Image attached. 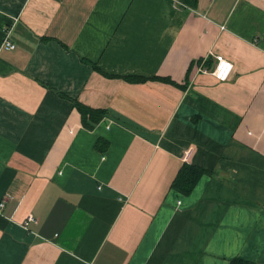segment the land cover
Here are the masks:
<instances>
[{
  "label": "crops",
  "instance_id": "0c3cea01",
  "mask_svg": "<svg viewBox=\"0 0 264 264\" xmlns=\"http://www.w3.org/2000/svg\"><path fill=\"white\" fill-rule=\"evenodd\" d=\"M1 201L0 264H264V0H0Z\"/></svg>",
  "mask_w": 264,
  "mask_h": 264
},
{
  "label": "trees",
  "instance_id": "16d2710c",
  "mask_svg": "<svg viewBox=\"0 0 264 264\" xmlns=\"http://www.w3.org/2000/svg\"><path fill=\"white\" fill-rule=\"evenodd\" d=\"M191 6H195L196 0H182ZM95 67V64H93ZM82 115V120L86 124L88 120L95 122L98 121L105 113L104 110L89 108L79 103H75ZM89 127L90 124H87ZM204 169L184 163L180 166L179 170L175 174L173 180L171 181L170 187L177 190L178 192L186 195L189 194L195 183L198 181L199 177L203 174ZM246 264L238 259H232L230 264Z\"/></svg>",
  "mask_w": 264,
  "mask_h": 264
},
{
  "label": "built area",
  "instance_id": "2783aa9c",
  "mask_svg": "<svg viewBox=\"0 0 264 264\" xmlns=\"http://www.w3.org/2000/svg\"><path fill=\"white\" fill-rule=\"evenodd\" d=\"M8 34V33H7ZM2 45L6 48H14V44L6 38L4 39ZM204 58L198 61L197 70L201 72H207L208 68L205 67ZM216 64L215 67L210 71L218 80H226L232 70V63L224 58L222 55H215ZM3 206V201L0 202V208ZM30 223H37V218L32 214L28 213L23 220L22 224L25 228L28 227Z\"/></svg>",
  "mask_w": 264,
  "mask_h": 264
},
{
  "label": "rangeland",
  "instance_id": "374dc122",
  "mask_svg": "<svg viewBox=\"0 0 264 264\" xmlns=\"http://www.w3.org/2000/svg\"><path fill=\"white\" fill-rule=\"evenodd\" d=\"M198 61H200V59L196 60L195 62H198Z\"/></svg>",
  "mask_w": 264,
  "mask_h": 264
},
{
  "label": "bare ground",
  "instance_id": "6f19581e",
  "mask_svg": "<svg viewBox=\"0 0 264 264\" xmlns=\"http://www.w3.org/2000/svg\"><path fill=\"white\" fill-rule=\"evenodd\" d=\"M1 209V208H0Z\"/></svg>",
  "mask_w": 264,
  "mask_h": 264
}]
</instances>
